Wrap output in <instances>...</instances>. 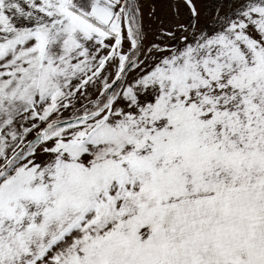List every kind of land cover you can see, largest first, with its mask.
Here are the masks:
<instances>
[{"label":"snow or ice","instance_id":"obj_1","mask_svg":"<svg viewBox=\"0 0 264 264\" xmlns=\"http://www.w3.org/2000/svg\"><path fill=\"white\" fill-rule=\"evenodd\" d=\"M171 7L0 0V264H264V0Z\"/></svg>","mask_w":264,"mask_h":264},{"label":"rangeland","instance_id":"obj_2","mask_svg":"<svg viewBox=\"0 0 264 264\" xmlns=\"http://www.w3.org/2000/svg\"><path fill=\"white\" fill-rule=\"evenodd\" d=\"M174 0H142L143 4V13H144V20L146 25H151V29H155L157 27L158 21L163 19L164 21H173L175 22V13L172 11V4ZM210 0H198V8L201 4H207ZM155 6L156 8V20L150 19V13L152 7ZM181 20L186 19V9L181 7Z\"/></svg>","mask_w":264,"mask_h":264},{"label":"crops","instance_id":"obj_3","mask_svg":"<svg viewBox=\"0 0 264 264\" xmlns=\"http://www.w3.org/2000/svg\"><path fill=\"white\" fill-rule=\"evenodd\" d=\"M147 0H145V2H146Z\"/></svg>","mask_w":264,"mask_h":264}]
</instances>
